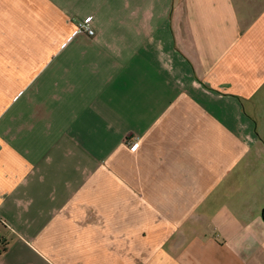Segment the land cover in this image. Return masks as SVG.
<instances>
[{"label":"crops","instance_id":"1","mask_svg":"<svg viewBox=\"0 0 264 264\" xmlns=\"http://www.w3.org/2000/svg\"><path fill=\"white\" fill-rule=\"evenodd\" d=\"M3 247L264 264V0H0Z\"/></svg>","mask_w":264,"mask_h":264},{"label":"built area","instance_id":"2","mask_svg":"<svg viewBox=\"0 0 264 264\" xmlns=\"http://www.w3.org/2000/svg\"><path fill=\"white\" fill-rule=\"evenodd\" d=\"M78 33H85L89 36H93L95 34L94 29H92L88 24L86 23H80L77 28ZM137 142V138H133V143Z\"/></svg>","mask_w":264,"mask_h":264},{"label":"trees","instance_id":"3","mask_svg":"<svg viewBox=\"0 0 264 264\" xmlns=\"http://www.w3.org/2000/svg\"><path fill=\"white\" fill-rule=\"evenodd\" d=\"M5 250H6L5 247H3L2 250H0V253L4 252Z\"/></svg>","mask_w":264,"mask_h":264}]
</instances>
